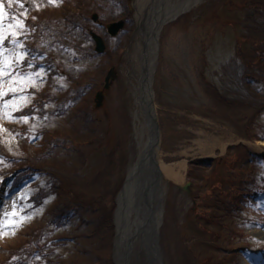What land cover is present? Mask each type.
I'll return each mask as SVG.
<instances>
[{"label": "rangeland", "instance_id": "374dc122", "mask_svg": "<svg viewBox=\"0 0 264 264\" xmlns=\"http://www.w3.org/2000/svg\"><path fill=\"white\" fill-rule=\"evenodd\" d=\"M83 1L94 2L0 0V264H14L20 253L11 255L9 248L27 240V232L44 224L47 211L67 196L52 194L40 206L32 201L39 187L61 184L49 174L26 172L36 152L47 154L36 165L49 171L65 160L71 178L62 177V185L75 183L73 193L86 202L105 186L109 195L110 185L119 181V162L124 159L125 173L134 159L129 54H134L131 41L138 34L135 0L93 6L97 18L89 28L104 37L103 52L95 51L91 36L68 35L66 43L74 39L81 46L63 47L55 30L47 38L35 35L41 21L52 20L55 26L66 12L73 15L72 7L84 10ZM119 19L124 28L112 37L105 25ZM110 68L115 73L104 88ZM152 86L159 158L185 161L180 181L161 179L162 264H264V251L251 249L264 246V207L246 206L244 218L227 214L237 186L261 188L264 177V0H199L163 24ZM82 113L86 124L80 122ZM78 143L79 152L73 151ZM252 152L260 157L253 163L247 160ZM24 177L31 180L17 186ZM107 200L99 197L103 207L98 211H80V217L51 231L48 240L57 242L40 259L47 264H115L114 216L112 239L108 220L102 218Z\"/></svg>", "mask_w": 264, "mask_h": 264}, {"label": "bare ground", "instance_id": "6f19581e", "mask_svg": "<svg viewBox=\"0 0 264 264\" xmlns=\"http://www.w3.org/2000/svg\"><path fill=\"white\" fill-rule=\"evenodd\" d=\"M197 1L199 0L167 1L162 20L166 23L174 19L175 16L189 9ZM143 3L140 0L135 1V19L138 34L131 41L134 54H129L130 61L133 60L131 69L133 81L131 85L135 116L132 124L133 140L136 143L135 154L132 162L126 167L128 181L125 182V187L119 195L121 197H119L116 212L117 252L121 257L118 262H122V264H161L158 243L159 225L162 220L160 201H162L164 194L161 179L165 177L180 181L183 178L182 168L185 166V161L166 163L157 156L151 157L149 154V152L157 150L155 147H150L149 144L153 135L156 136L157 133L156 126L149 127L147 122L148 113L142 105L146 87L143 82L146 75L147 56L150 54L152 47L151 30L154 27L156 29L158 25H152L147 18L149 2L147 6ZM123 28L124 24L121 29ZM118 32L111 36H116ZM101 37L105 42L104 37ZM124 145L125 143H123L122 148H124ZM123 181L124 178L122 183Z\"/></svg>", "mask_w": 264, "mask_h": 264}, {"label": "trees", "instance_id": "16d2710c", "mask_svg": "<svg viewBox=\"0 0 264 264\" xmlns=\"http://www.w3.org/2000/svg\"><path fill=\"white\" fill-rule=\"evenodd\" d=\"M102 1L104 0H94V2L92 3V5L90 4V6L88 4H85V2L83 1L84 4V10L82 9H78L76 10L75 8L72 7L73 10V15L71 14V11L66 12V14H63L61 17L57 18L58 21L55 22V26L53 25L54 22H52V20H47V21H41L40 25L37 29L38 33H35L36 37H38L39 39L41 38H47L49 36V34H52V32L55 30V32L59 35V37L57 36L56 41L58 42V44H60L61 46H70V47H75L78 46L80 47L81 45H79L77 43V41H75L74 39H72V42L70 43H66L69 41H65L63 38L68 37V35H71L73 37H88L90 36L88 33V30L90 29V24L92 22V13L95 11L93 6H103ZM107 1V3H109V5L112 4H116L117 2H119V0H105ZM124 1V0H123ZM108 5V6H109ZM124 6V10L128 11V6L125 4V2L123 3ZM103 8V7H102ZM76 11V12H75ZM75 12V13H74ZM31 25V24H30ZM60 26L61 28L59 29ZM36 29L37 26L34 23V21H32V25H31V29ZM36 32V30H35ZM74 42V43H73ZM74 44V45H73ZM40 53L45 54L44 50H40ZM38 53L37 52H33V54ZM261 55V54H260ZM39 106V105H38ZM63 106V105H62ZM61 106L60 110L63 109V107ZM41 108V107H39ZM78 112V111H76ZM84 114L82 113V117L80 122L86 124L83 121V116ZM80 116V113H79ZM86 118V117H85ZM76 129V128H75ZM78 130V128H77ZM72 141V140H71ZM77 142H80L76 139ZM75 143V142H74ZM73 143V144H74ZM63 144H65L63 142ZM79 144L77 146H72V148L74 149L73 151L79 152L80 147ZM54 149V147L52 148ZM54 151H50V156ZM37 154L34 155V161L35 164H31L32 168L28 169V171H26L27 173H34V172H38V173H44V174H49V176L53 177L55 180L60 181V185H56V184H51L50 187L48 188H41L39 187V189L36 191V193H34L31 196L32 201H34V203L36 204V206H40L43 204L45 198H47L50 195H58L61 196V192L67 194L66 199L64 200H59V202H56L48 211H47V215L49 217L44 218L45 219V223H41L40 225L37 224V226H35V228H33V231H28L27 232V236L28 239L23 241L21 244H16L18 246H12L10 247V253L12 254H19V258L15 261L14 260V264H47L46 261H43L42 259H40V257H45L47 256L49 253L52 252L51 249H49V247L51 246V244H53L54 242H57L55 240H48V236L50 234L51 237V231H53L56 228L62 227L64 225L67 224V222L70 220L71 217H76L77 214L80 217V211H88L90 208L94 211H98V209L100 207H103V203L101 205L98 204V198L99 197H107V208L105 213L102 212V218H107L106 220H108L107 222V234H109L110 238L112 239L114 232L111 231L113 229V224L112 222V214H113V210L115 207V200L114 197L117 193V191L119 190L121 184H122V180L124 178V169L122 166V163L124 162V159L122 162H119V181L117 183H115L113 186L110 185L109 188V195H107V192H105V188H102L99 190L98 193L94 192V196H92V198H90V200H88V202H86L84 200V198H81L80 196H77L76 194H74V190H76V184H70L69 186L66 185H62V181L68 180L69 178H71V175H69L67 167L64 165L66 162L65 160H61V163L63 164H58V168L55 169V167H52L51 163H47V166H51L50 170L47 167H42L39 165H36V162H38L39 160H43L44 158L47 157V154L43 155L40 154V152H36ZM91 154V153H90ZM81 157V156H80ZM260 157L256 154V153H248L247 154V160L253 163L254 159H257ZM54 161V160H53ZM54 163V162H52ZM69 167V166H68ZM77 169V167H75ZM79 170V169H77ZM72 172L74 171V168L71 170ZM76 174H80L78 171ZM62 177L63 180H62ZM29 177H24L23 180L21 182L18 181L17 186H21V184H23L25 181H30L31 179H28ZM261 188H258L255 184L254 186H249V187H240V186H236L239 187L237 191H233L232 192V210L228 211L227 214H231L232 218H240L242 216L241 212L242 210L247 206V207H264V177L261 175ZM54 179L52 182H54ZM235 187V188H237ZM108 190V189H107ZM73 193V195H72ZM92 199V200H91ZM231 206V205H230ZM226 212H224V215ZM219 215V213H218ZM244 218V216H242ZM83 221L85 222L86 220H84V218L82 217ZM53 226L52 228H50V226ZM98 225L95 226V228H97ZM94 228V229H95ZM35 229V230H34ZM82 236L85 235L84 233H80ZM242 235V234H239ZM111 239H109V243L111 242ZM48 240V241H47ZM14 247V248H13ZM18 248H20V250H18ZM257 248L264 250V246H258ZM11 255H9L7 258L10 259ZM49 261V260H48ZM7 263H9V261L6 259ZM216 264H220V263H216Z\"/></svg>", "mask_w": 264, "mask_h": 264}, {"label": "water", "instance_id": "95a60500", "mask_svg": "<svg viewBox=\"0 0 264 264\" xmlns=\"http://www.w3.org/2000/svg\"><path fill=\"white\" fill-rule=\"evenodd\" d=\"M167 7V0H149V11L147 13V18L151 21V24H156L158 25L157 28L155 29V27L151 30V34H150V40L152 42V47H151V51L150 54L147 56V63L145 65V78H144V84H145V90H144V102L142 103L143 107L145 108V110H147L148 113V120L147 122L149 123V127L151 128L152 125L156 126V136L153 135L152 139L149 141L150 147H155L157 150L155 152L151 153L149 152V154L151 155V157H155L157 156L159 158V152H160V144H161V134H160V129H159V123H158V117H157V113H156V107H155V103H154V90H153V75H154V70H155V66L157 63V56H158V48H159V33L160 30L163 26V24L165 23L162 20V16L165 13V9ZM93 19L95 20L97 18V14L93 13L92 15ZM124 24V20L123 19H119V20H115V21H111L107 24V31L110 35H115L116 32H118L119 29H121L123 27ZM89 33L92 37V39L94 40V49L96 52L100 53L103 52L105 49V42L103 40V38L101 37L100 34L96 33L95 31H93L92 29L89 30ZM114 74L113 68H110L109 71L107 72L106 76H105V83H104V88H107L109 86V80H110V76ZM104 95V90L101 89L99 91L96 92V96H95V101H96V106H100L102 103V98ZM142 99V97H141ZM128 176H127V169H126V175L124 178V181L122 183L121 188L119 189V191L116 194L115 197V202H116V206L114 208V225H115V235H114V240H113V252H112V256H113V260L115 264H122V262H118L121 260L120 255H118V233H117V224H116V212H117V207L119 204V196L122 192V190L125 187V182L128 181ZM158 178L160 179V177L158 176ZM188 182L185 183V185L183 186V189L188 190ZM163 198V196H162ZM160 206L162 209V201H160ZM162 264V261H161Z\"/></svg>", "mask_w": 264, "mask_h": 264}]
</instances>
